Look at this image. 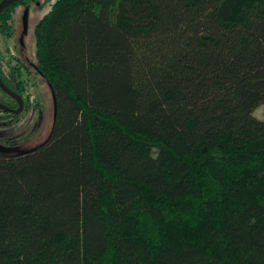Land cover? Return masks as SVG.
<instances>
[{
	"label": "trees",
	"instance_id": "1",
	"mask_svg": "<svg viewBox=\"0 0 264 264\" xmlns=\"http://www.w3.org/2000/svg\"><path fill=\"white\" fill-rule=\"evenodd\" d=\"M35 41L57 115L0 152V264H264V0H59Z\"/></svg>",
	"mask_w": 264,
	"mask_h": 264
},
{
	"label": "rangeland",
	"instance_id": "2",
	"mask_svg": "<svg viewBox=\"0 0 264 264\" xmlns=\"http://www.w3.org/2000/svg\"><path fill=\"white\" fill-rule=\"evenodd\" d=\"M57 1L59 0H40L38 3L33 4L30 8L28 34L25 37L21 34V38L18 39L16 44L11 41L10 44L5 46L4 40L0 36V55H5L3 48H5L6 52L13 51L11 50L13 46L20 52H26L25 54L29 55L32 61L35 62L36 26L50 12ZM22 11L23 8L19 9V13ZM32 80L36 83V87L32 91L39 105L35 103L32 110L20 117H13L7 112L0 111V146L9 154L23 153L38 147L47 140L54 124L53 92L46 81L37 77ZM0 102L8 103L2 97H0ZM254 116L264 121V105L254 112Z\"/></svg>",
	"mask_w": 264,
	"mask_h": 264
},
{
	"label": "flooded vegetation",
	"instance_id": "3",
	"mask_svg": "<svg viewBox=\"0 0 264 264\" xmlns=\"http://www.w3.org/2000/svg\"><path fill=\"white\" fill-rule=\"evenodd\" d=\"M4 0H0V3H2ZM21 1V0H19ZM17 1V2H19ZM40 0L36 2H31L30 0H26L24 4H19L14 12H13V18L11 22V33L9 35H5L2 33L0 29V36L4 40V46L6 44H10L11 41H14L15 44L18 41L20 35L22 34L23 37H25L28 34L29 30V20H30V13H31V6L35 3H38ZM16 2V3H17ZM16 3L10 5L9 7L3 9L1 12H4L5 10L13 7L16 5ZM23 8V11L19 13V9ZM27 14L28 19V28L27 33H25V16ZM22 37V38H23ZM3 46V47H4ZM11 50L6 52L5 48H3L4 56L0 55V68L5 78L11 79L14 81L16 85H20V88L23 90V92H20L21 94H18L8 88L6 84L3 82L0 74V79L2 80L4 86L14 93L16 96H18L22 102H23V111L19 114H14L12 111H18L20 110L21 106L17 98L12 97L8 93H6L4 90L0 88L1 96L5 101L8 103H1L2 105L6 106L7 108L11 109L12 111H4L8 114L12 115L13 117H20L24 115L26 112H29L32 110L35 103L37 104L38 100L34 95V92L32 91L34 87H36V83L33 82V78L37 77L42 80H44L43 76L39 72L36 64L29 55H26L24 51L20 52L18 49L14 48L12 46ZM15 74V75H14ZM45 81V80H44ZM39 105V104H37ZM32 123V122H31Z\"/></svg>",
	"mask_w": 264,
	"mask_h": 264
},
{
	"label": "water",
	"instance_id": "4",
	"mask_svg": "<svg viewBox=\"0 0 264 264\" xmlns=\"http://www.w3.org/2000/svg\"><path fill=\"white\" fill-rule=\"evenodd\" d=\"M19 0H4L2 3H0V11H2L3 9L9 7L10 5L16 3ZM27 28H28V19H27V14L25 16V33H27ZM0 88L2 90H4L6 93H8L9 95H11L14 98H17L19 103H20V110L18 111H12L11 109L7 108L6 106L0 104V110H4V111H12L14 114H19L23 111V102L22 100L16 96L14 93H12L11 91H9L3 84L2 80L0 79ZM53 100H54V120L56 119V115H57V99L55 94L53 93ZM0 152H4V148L2 146H0Z\"/></svg>",
	"mask_w": 264,
	"mask_h": 264
}]
</instances>
